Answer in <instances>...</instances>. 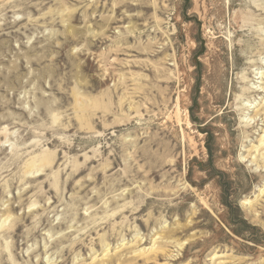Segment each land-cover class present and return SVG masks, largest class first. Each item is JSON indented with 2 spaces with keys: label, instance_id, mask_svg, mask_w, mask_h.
<instances>
[{
  "label": "rangeland",
  "instance_id": "obj_1",
  "mask_svg": "<svg viewBox=\"0 0 264 264\" xmlns=\"http://www.w3.org/2000/svg\"><path fill=\"white\" fill-rule=\"evenodd\" d=\"M0 264H264V0H0Z\"/></svg>",
  "mask_w": 264,
  "mask_h": 264
}]
</instances>
